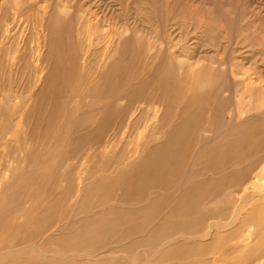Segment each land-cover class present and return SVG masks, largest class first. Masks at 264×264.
<instances>
[{
    "label": "rangeland",
    "instance_id": "obj_1",
    "mask_svg": "<svg viewBox=\"0 0 264 264\" xmlns=\"http://www.w3.org/2000/svg\"><path fill=\"white\" fill-rule=\"evenodd\" d=\"M263 171L264 0H0V264H264Z\"/></svg>",
    "mask_w": 264,
    "mask_h": 264
},
{
    "label": "bare ground",
    "instance_id": "obj_2",
    "mask_svg": "<svg viewBox=\"0 0 264 264\" xmlns=\"http://www.w3.org/2000/svg\"><path fill=\"white\" fill-rule=\"evenodd\" d=\"M42 72V71H41ZM47 79V78H46ZM164 84V83H163ZM165 85V84H164ZM192 98V97H191ZM157 108V107H156ZM158 109V108H157ZM156 111V110H155ZM161 111V110H160ZM188 111V110H187ZM186 111V112H187ZM183 112H185V110L183 111ZM189 112V111H188ZM188 114V113H187ZM186 114V115H187ZM183 115V114H182ZM159 120H160V118H159ZM162 120V119H161ZM175 128H177V127H175ZM241 139H243L242 141H245L246 140V137H243V138H241ZM239 141H241L240 139H239ZM241 141V142H242ZM243 146H244V144H243ZM170 156V155H169ZM150 160V159H149ZM135 162V161H134ZM153 163V162H152ZM158 163V162H157ZM156 163V164H157ZM166 163V162H165ZM149 164H151V162L149 163ZM153 164H155V163H153ZM153 164H151V165H153ZM167 164V163H166ZM161 166V165H160ZM153 167V166H152ZM157 167V166H156ZM163 167V166H162ZM163 168H167L166 166H164ZM129 169V168H128ZM157 170H161V169H157ZM162 171V170H161ZM153 172V171H152ZM156 172V171H155ZM163 172V171H162ZM150 174H147V173H145V172H141L140 174H139V178H140V180L142 181L141 183H145L144 182V180H146L147 182H146V184L148 183V178L149 177H151V172H149ZM159 173V172H158ZM263 173H264V171H263ZM154 174H157V173H154ZM165 174V173H164ZM167 175V174H166ZM155 177V176H154ZM165 177V176H164ZM166 177H168V175L166 176ZM122 178V177H121ZM134 178V177H133ZM119 179V178H118ZM124 179H126V177L124 178V176H123V180ZM127 179H129V176L127 177ZM126 179V180H127ZM159 179V178H158ZM163 179V178H162ZM116 180V179H115ZM164 180V179H163ZM166 180V179H165ZM117 181V180H116ZM150 181V180H149ZM160 181V180H159ZM247 181V180H246ZM134 182V181H133ZM153 182V181H152ZM125 184L127 183V182H124ZM140 182L138 183V185L139 184H141ZM120 184H121V181H120ZM145 184V185H146ZM243 184V183H242ZM128 185V184H127ZM137 185V184H136ZM136 185L134 186V188H136ZM254 185H255V182L254 181H249V182H245L244 184H243V188H242V190L244 191V195L242 196L243 197V200L244 199H246V197H248L249 195H256V197H258V196H261V197H259L258 199L255 197V200L254 201H252L251 202V204H249L250 206V209H248L249 211H247V212H245L244 213V216L241 218L242 220H240L241 222L243 221V222H247V223H249V227L247 228V230H246V235H245V237L243 238V241H248L249 239H251V240H253V242L248 246V247H245L244 248V250L241 252V255H240V257H238L239 259H241V260H254V259H258L259 257H261V256H263L264 255V192H259V191H256L255 189H253L254 188ZM130 186H131V184H130ZM129 186V187H130ZM143 186V185H142ZM142 186H140V189H141V187ZM139 187V186H138ZM126 190H128V188H126ZM138 190V189H137ZM137 190H136V193H137ZM125 191V190H124ZM135 191V190H134ZM141 191V190H140ZM127 192V191H126ZM139 192V191H138ZM135 193V194H136ZM140 193V192H139ZM139 193H137L138 195H139ZM251 197V196H250ZM253 197V198H254ZM261 199V200H260ZM252 200V199H251ZM241 201V200H240ZM184 213V212H183ZM243 215V214H242ZM199 220V219H198ZM232 221V220H231ZM184 222V221H183ZM182 222V223H183ZM187 222V221H186ZM240 222V223H241ZM178 223V222H177ZM180 223V222H179ZM246 223V224H247ZM246 224H244V225H246ZM199 225V224H198ZM240 225V224H239ZM243 224H241V226H242ZM190 226H192V225H189V226H187V227H190ZM193 226H194V224H193ZM197 226V225H196ZM159 227V226H158ZM185 227V226H184ZM191 228H193V227H191ZM239 226H237L236 227V229H234V230H232V232H230V234H233V233H237L238 231H239ZM182 229H184L182 226H180V224H176V225H174V226H169V227H166V228H164V229H161V228H159L158 230L156 229V231H153V233H155L154 235L152 234V235H150L149 236V240L154 244L155 243V245H157L158 243H159V241L161 242V241H163V240H165V238L169 235V234H172V233H170V232H168V230H182ZM245 230V229H244ZM197 231H198V229H197ZM157 232V233H156ZM173 232V231H172ZM176 232V231H175ZM186 232V231H185ZM239 233V232H238ZM229 234V235H230ZM245 234V233H244ZM147 235V234H146ZM175 235H177V233L175 234ZM226 235V234H225ZM85 236V235H84ZM223 236V235H222ZM174 237V236H173ZM233 237V236H232ZM231 237V238H232ZM89 238V237H88ZM139 238V237H138ZM145 238V237H144ZM147 238H148V236H147ZM169 238H171V237H169ZM137 238H135V240H136ZM146 239V238H145ZM213 239H214V241L212 240L209 244H205V245H200V244H198L197 242H196V244H185V245H183V246H178V247H175V248H171V249H169V250H165L166 248H164V253L163 252H161L162 253V255L164 254V257H171V258H177L179 255H182V254H190V253H196V252H199V251H201V250H204V249H207V248H210V247H214V246H216L217 244H219V243H221V240H223V237H222V239H219V238H217V237H213ZM135 240H134V242H135ZM174 240V239H173ZM177 240V239H176ZM139 241V240H138ZM137 241V242H138ZM141 241H142V239H141ZM82 242H84V241H82ZM146 242H147V239H146ZM223 242V241H222ZM130 243H133V242H130ZM144 243H145V240H144ZM161 243H163V242H161ZM189 243V242H188ZM128 244V243H127ZM138 244H139V242H138ZM150 245H152L151 247H153V249H154V246H153V244H151V243H149ZM165 244H167V243H165ZM133 246V245H132ZM132 246H129V247H131V248H133ZM135 246H136V244H135ZM149 246V245H148ZM160 246V245H159ZM162 246H163V244H162ZM174 246V245H173ZM126 248L127 246H123V248ZM150 247V246H149ZM156 249V248H155ZM212 250V249H211ZM204 251H206V250H204ZM201 253V252H200ZM200 253H196V254H200ZM4 254V253H3ZM16 254V253H15ZM85 254V253H84ZM185 254V255H186ZM50 255V254H49ZM161 255V257H163ZM60 256V255H59ZM86 256V255H85ZM160 256V255H159ZM239 256V255H238ZM50 257H53L52 256V254H51V256ZM50 257L48 258V259H46V260H48L49 262L50 261H52L51 259H50ZM118 257V256H117ZM56 258V257H55ZM67 258V257H66ZM65 258V259H66ZM88 258V257H87ZM160 258V257H159ZM159 258H157V259H159ZM60 259V258H59ZM46 260H45V262H46ZM62 260V259H61ZM64 260V259H63ZM70 260V259H69ZM119 261V260H118ZM34 262V261H33ZM43 262V261H42ZM44 262V263H45ZM70 262V261H69ZM107 262H108V260H107ZM39 263V262H38ZM41 263V262H40ZM39 263V264H40ZM44 263H42V264H44ZM47 263V262H46ZM45 263V264H46ZM68 263V262H67ZM66 263V264H67ZM109 263V262H108ZM119 263V262H118ZM36 264V263H35ZM63 264H65V263H63ZM113 264V263H112ZM168 264V263H167ZM170 264H178V263H175V262H171ZM189 264V263H188ZM190 264H196V263H190Z\"/></svg>",
    "mask_w": 264,
    "mask_h": 264
}]
</instances>
